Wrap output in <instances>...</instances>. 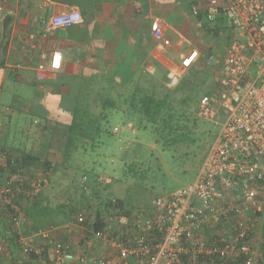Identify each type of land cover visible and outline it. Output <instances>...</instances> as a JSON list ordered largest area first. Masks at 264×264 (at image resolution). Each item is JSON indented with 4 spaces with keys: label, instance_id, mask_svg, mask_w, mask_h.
<instances>
[{
    "label": "built area",
    "instance_id": "1",
    "mask_svg": "<svg viewBox=\"0 0 264 264\" xmlns=\"http://www.w3.org/2000/svg\"><path fill=\"white\" fill-rule=\"evenodd\" d=\"M3 10L0 3V21ZM192 15L218 27L226 21L235 31L222 57L206 59L215 66L217 79L213 94L198 100L197 111L220 129L195 181L141 210L102 206L97 229L95 217L81 211L62 226L23 233L20 229L29 223L18 198L23 194L30 201L41 188L37 181L25 190V178L16 171L0 186V213L10 210L0 220L16 231L12 241L0 236V264H264L259 243L264 222V0H208L203 12L194 7ZM81 22L73 8L51 17L43 33ZM161 25L162 19L154 17L150 33L166 48L170 42ZM198 57L196 50L180 57L181 73L169 74L170 87L179 84ZM60 65L61 55L53 51L36 68L58 71ZM97 182L117 185L102 176ZM82 189L89 194L88 187Z\"/></svg>",
    "mask_w": 264,
    "mask_h": 264
},
{
    "label": "crops",
    "instance_id": "2",
    "mask_svg": "<svg viewBox=\"0 0 264 264\" xmlns=\"http://www.w3.org/2000/svg\"><path fill=\"white\" fill-rule=\"evenodd\" d=\"M207 1L0 0L4 9L0 21V168L7 158L28 154L39 159L29 167V174L42 171L50 175L55 166L46 156V147L52 138L60 142L68 132L73 121L69 112L93 110L101 106L100 96L110 92L119 97L122 89L132 92L153 86L173 90L169 74L181 73L180 57L192 50L199 57L183 71L179 83L212 79L211 63L206 59L223 56L233 30L225 21L218 27L192 15L194 7L203 12ZM73 8L81 14L80 24L43 33V25L51 17ZM154 17L162 19L169 47H162L152 37ZM206 23L215 34L208 31ZM53 51L61 55L60 69L40 72L36 65L46 62ZM134 65L149 75L137 85L130 84L131 78L137 77ZM39 74L42 81L37 79ZM211 81L209 94L216 83ZM126 130H132L131 124ZM0 181H4L1 172ZM20 231L26 232L24 228Z\"/></svg>",
    "mask_w": 264,
    "mask_h": 264
},
{
    "label": "rangeland",
    "instance_id": "3",
    "mask_svg": "<svg viewBox=\"0 0 264 264\" xmlns=\"http://www.w3.org/2000/svg\"><path fill=\"white\" fill-rule=\"evenodd\" d=\"M234 34L235 31H232L231 35ZM134 69L137 77H132L130 84L137 85L149 77L138 65H134ZM211 71L212 79L204 78L206 85L200 86L198 90L201 95L213 94L212 91L209 94L213 85L211 80L215 83L217 70L212 62ZM205 82L196 81L199 85ZM154 88L157 93L162 91ZM130 92L122 89L120 97L110 95V92L102 95L108 100H115L114 107L97 106L93 110L89 108V111L72 113L76 124L73 140L68 141V132L63 133L62 140L66 141L51 139L52 143L46 147V156H49V161L55 167L50 175L42 171L38 172L41 174H35V182H41L38 200L51 207L65 205L78 209L69 217L59 215L58 218L56 212L50 213L46 224L52 225L53 220L58 219H65L63 224H66L79 211H85L88 217L93 216L97 208H101L107 199L113 198L121 199L125 210H141L154 198L168 196L195 181L220 124L215 125L212 119L199 115L198 102L192 98L191 115L189 121L184 123L186 129L184 136H181L182 143L163 148L155 142V136L149 128L139 129L134 125L132 130H126L127 119L122 103L128 101ZM95 97L92 96L93 100ZM115 127L119 129L117 132H113ZM34 129L38 131V128ZM46 138L50 140L49 135ZM100 176L113 178L117 185H94ZM83 177L85 181H82ZM93 185L85 199L83 186Z\"/></svg>",
    "mask_w": 264,
    "mask_h": 264
},
{
    "label": "trees",
    "instance_id": "4",
    "mask_svg": "<svg viewBox=\"0 0 264 264\" xmlns=\"http://www.w3.org/2000/svg\"><path fill=\"white\" fill-rule=\"evenodd\" d=\"M199 18L201 19V17ZM206 26L209 32L213 34L216 33V30L214 28H211V26H208L207 23ZM199 88L201 87L198 84L188 80L180 82L176 87H174L173 90H163L160 93H157L156 89L153 86H149L148 90L140 87L135 88L128 96V101L122 103L123 105H125V109H123V112L126 115L125 117L127 119V124H131L132 127L136 125V128L139 129L149 128L155 136V142L160 143L163 148L182 143L183 138H181V136H184V130L186 129L184 123H187L189 121V117L191 115L190 106L192 105V98L197 100L198 102L200 97L203 96V94L201 95L199 93ZM120 96L121 95H119V97ZM174 97L178 99L176 100V98ZM99 101L101 102L102 107L111 105L113 107L115 106V104H112L114 100H108V97L103 98L100 96ZM76 112L79 113V111ZM76 112L74 111L68 113V116H71V119H73V121L68 124L67 128L68 141L69 139L73 140L74 134L76 133H74L76 124L74 122V115L72 114ZM38 162V158L32 157L28 154H23L16 158H7L5 161V166L0 168V172L4 176V181L3 183H1L2 181H0V186H2L13 173H15L16 171H20L21 175H23L25 178L23 182L24 188L25 190H28L31 183L35 182V177L29 174V167L38 164ZM47 166H49V163H47ZM39 183L41 185V182ZM93 184L99 185L97 179ZM94 185L88 186V188L92 189ZM105 187L109 186L105 185ZM83 193L84 198L87 199V194L85 192ZM40 194L30 201L27 198L24 199L22 196L23 194L18 198L19 202L17 201V203L21 210V213L24 214L29 223L24 227V231H26L25 233L30 232L34 229L47 228L50 226H62L64 225L63 221H65V219L53 220L52 225L46 224L45 220L47 216L50 215V213L56 212L58 218L59 215L69 217L78 209L69 208L65 205L56 207H51L47 203L43 205L38 200ZM112 201H115V204L112 203ZM103 206H111L113 208H117L119 212H122L123 209L125 210L123 201L116 198L107 199ZM103 211L101 210V208H97L95 214L93 215L96 221L95 229L101 227L102 225L101 216L103 214ZM0 212H2V209H0ZM3 213V215L0 213V216L4 219L7 215H9L10 210L7 209L3 211ZM1 226L4 230L1 228ZM0 230V236L3 238L12 241L16 237V231L10 227H6L5 222H2V225H0ZM260 231L261 239L259 240V243L264 249V222L260 225ZM10 246L12 253L17 252L13 243L12 245L10 244Z\"/></svg>",
    "mask_w": 264,
    "mask_h": 264
}]
</instances>
